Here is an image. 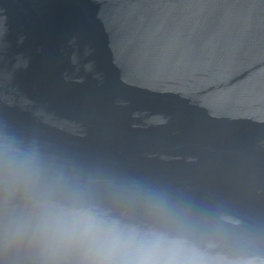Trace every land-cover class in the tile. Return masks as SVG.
<instances>
[{"label": "water", "instance_id": "95a60500", "mask_svg": "<svg viewBox=\"0 0 264 264\" xmlns=\"http://www.w3.org/2000/svg\"><path fill=\"white\" fill-rule=\"evenodd\" d=\"M0 131L164 191L203 264H264V0H0ZM5 224L0 264H39Z\"/></svg>", "mask_w": 264, "mask_h": 264}, {"label": "clouds", "instance_id": "9594fccd", "mask_svg": "<svg viewBox=\"0 0 264 264\" xmlns=\"http://www.w3.org/2000/svg\"><path fill=\"white\" fill-rule=\"evenodd\" d=\"M134 202L148 224L113 214L96 198L100 184ZM0 211L10 243L27 242L39 264H203L178 231L167 193L136 178L101 181L47 153L36 139L0 131Z\"/></svg>", "mask_w": 264, "mask_h": 264}]
</instances>
